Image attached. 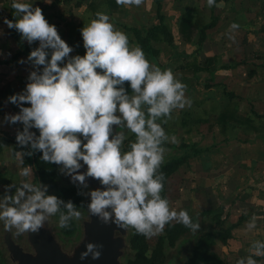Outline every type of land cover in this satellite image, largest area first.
<instances>
[{
    "label": "clouds",
    "instance_id": "obj_1",
    "mask_svg": "<svg viewBox=\"0 0 264 264\" xmlns=\"http://www.w3.org/2000/svg\"><path fill=\"white\" fill-rule=\"evenodd\" d=\"M143 3L116 0L118 6L125 7ZM207 5L222 6L216 0H207ZM11 7L19 18L5 17L3 23L29 44L40 42L27 61H20L30 62L34 69L25 89L8 97L7 102L20 111L3 118V123L23 125L16 133L17 145L31 150L14 152L20 164H24L25 156L41 152V159L60 165L61 173L74 185L87 188L86 177L99 181L103 190H79L78 195L90 197L88 212L104 224L132 228L146 238L161 234L173 222L198 232L199 222H194L187 210H173L161 195L165 174L160 168L167 151L164 145L176 142L163 125L172 119L173 111L191 106L187 85L172 69L151 63L140 46L130 45L127 34L118 30L105 12H96L80 29L85 54L72 56L74 47L62 39L41 7L21 0H13ZM239 27L233 23L229 32ZM229 38L235 39L231 35ZM46 49L52 50L50 60ZM33 128L39 131L38 136L30 131ZM119 129H127L135 137L126 151V136ZM81 161L87 166L86 173L79 172ZM19 175L28 179L4 186L0 195V221L5 229L14 228L18 236L35 233L57 213L61 229L81 219L82 213L73 201L47 194L49 185L31 182V166L22 167ZM62 205L66 213L61 212ZM256 227L257 216L253 214L246 231ZM102 247L88 243L80 259H99ZM248 252L236 264H258L253 256L264 257V241L253 240Z\"/></svg>",
    "mask_w": 264,
    "mask_h": 264
},
{
    "label": "rangeland",
    "instance_id": "obj_2",
    "mask_svg": "<svg viewBox=\"0 0 264 264\" xmlns=\"http://www.w3.org/2000/svg\"><path fill=\"white\" fill-rule=\"evenodd\" d=\"M100 0H97V2ZM252 1V2H251ZM183 3V2H182ZM185 4V3H183ZM252 8L253 17L255 16L254 13H256L258 9V14H256L255 19L253 20L252 28L254 31L251 32H257L259 33V30L257 28L256 23L258 24V27L260 28V33L255 35L254 37H249L248 33L246 35L240 37L241 46L243 48H246V51L242 53V57L239 60V63L241 65H249L252 63L253 65H263L264 66V59L261 57L262 55H258L256 51L252 47H249L250 44H254L255 46L258 44L260 47L264 48V31H262L263 25H264V10H262V4L260 1L256 0H250L249 4ZM205 6V5H204ZM42 7V6H41ZM208 7V5H207ZM205 7V11L208 12V15L210 14V7L207 9ZM124 8V9H123ZM122 9H114L115 12L112 13L111 16V22L116 26L117 22H126L128 24H136V25H143V26H150L156 19V4L154 0H144V3L141 4L139 7L132 5V6H123ZM172 8L171 1L170 0H163V6L162 11H165V13L169 16L170 10ZM69 9H74L72 6L67 7L64 11V14H67V11ZM127 11V13H126ZM126 13V14H125ZM144 13L146 15H144ZM69 14V13H68ZM71 14V13H70ZM114 14V15H113ZM68 16V15H67ZM210 16V15H209ZM251 18V20L253 19ZM71 19L73 17H70ZM71 19H68L69 21ZM56 21V20H55ZM73 21V20H71ZM169 21V20H168ZM172 26V31L174 33V36L176 38L175 43L177 47L175 48V51L179 54L181 53H187L191 54L193 53L194 47L189 46L188 44L183 43L179 39L178 35V29L177 24H174V21H169ZM65 23V22H63ZM87 24L88 21L85 19L82 21V24ZM73 26H70L67 24L65 26H62L63 33L66 31L68 34L70 30H72ZM61 29V28H60ZM58 29V30H60ZM70 29V30H69ZM61 37H63L62 32H60ZM181 37V36H180ZM237 38V37H236ZM245 38H247V43L244 42ZM250 43H249V41ZM68 41V40H67ZM66 41V42H67ZM75 42V43H74ZM70 47H74V51L71 54L72 56L75 55H84L85 49L83 47V40L81 38H77L75 41L71 39V41L67 42ZM79 45L78 47H76ZM229 45V44H228ZM224 48L220 46V43H218L216 46L213 44V39L209 38L207 39L203 44V50L199 55V58L204 59L206 56L205 52L207 54H213L214 52H220ZM174 49L171 48H164V53L161 57V64L166 65L167 63L171 64L170 69H172L173 73L175 74L176 78L179 80H182V77H184V74L180 71H176L175 69L181 64L180 61H191L192 59L190 57L186 58V56L183 59L175 60L171 58L173 55ZM209 52V53H208ZM221 53V52H220ZM217 54V53H216ZM242 60V62H240ZM66 63V62H65ZM253 65H249L252 66ZM64 66V65H63ZM249 66H244L245 69H243L242 73H239L237 76L230 75L232 78H236L235 85L233 84H225L221 79L222 77L218 78L214 76V79H209L208 74L201 75L198 85L195 84V80H190L188 82V85L193 84V87L188 90L186 89V97L189 98L192 103L190 107H185L184 109L187 110H196L198 114H202L203 117L207 118L208 116L211 118L213 117V113L218 112V109H221V104H225L228 102V95L225 93V91L233 92L235 94L234 101L239 104V108L242 110H249V108L252 106L254 110H260L264 112V104H261L260 102H256L251 105L247 102V100H240V97H243L241 94L245 93V96L249 93L250 95H253L256 98H264V88H255L253 86L252 82L254 78V74H257V70L254 69V72L250 76L248 71H250ZM33 70V69H32ZM42 71V67H41ZM29 72V70H28ZM233 74V73H232ZM250 77V78H249ZM218 80V81H217ZM206 84H208L210 87L206 88ZM225 84V85H224ZM196 85V86H195ZM2 89V88H1ZM3 92H5V89H2ZM8 91V89H7ZM238 97V98H237ZM203 98V99H202ZM244 98V97H243ZM248 103V104H247ZM217 108V109H216ZM207 112L211 115H207ZM259 112V111H258ZM182 116L181 110H175L172 113V119L168 121L166 125H163V127L166 129H169L168 134L170 136L176 137V142L171 143L169 142V146L165 147L167 149L165 153V160H168L172 157V155H181L184 152L180 149V145L182 142L186 143H197L198 147L200 148H208L213 143H218V146L216 148V152L212 154H201L199 156L190 158V164L189 166L182 167L178 172H176L173 176L169 178L168 185H167V198L170 202V207L173 210L179 211V210H187L189 215H195L198 220L199 224L201 225L200 230L206 231L209 230L210 227L208 226V218L203 215V210L205 209H214L217 208L219 205H223L228 203L229 205V199L225 196L229 194L232 196V191L236 187L237 178L232 175V172L237 169L238 167L243 168V170L248 169L250 166H253L252 160H249V158L257 159L261 158L259 157V154H262L264 156V140L261 138L259 140H254L253 143H248L246 138H249L252 135V133H244L242 130L238 133L237 131L232 132H217V131H208L207 124L208 123H202L196 130L194 129L193 132L190 134L187 133L186 128H183L178 124V119ZM213 122V121H212ZM209 122V123H212ZM193 126V125H192ZM121 129H119L120 131ZM126 136V139L124 141V150L128 147L129 141L134 140L133 134L128 132L127 129H122ZM38 131V130H37ZM36 131L37 136L39 135ZM237 133V135H236ZM230 137L235 140H232L231 142L225 143L222 140L224 138ZM239 137V139H237ZM254 138V137H253ZM241 142H246L247 144H243ZM251 144H254L253 146ZM246 161H244V160ZM242 160V161H241ZM259 161V160H258ZM17 162V168L20 170V163L19 160H16ZM31 166L29 164H23L21 167L25 166ZM81 169L79 170L80 173H86L87 172V166L83 165V162L81 161ZM256 165L254 166V168ZM15 168V166H13ZM32 171L34 173L33 176L30 177L31 182L34 184H38L39 181L37 179V174L35 173V170L33 166H31ZM61 166L58 165V177H57V185L58 186H66V187H75L78 186L80 190H82L85 193H88L92 190L98 189L100 184H92L89 182V180H92L90 177H86V184L88 185L87 188H84L83 185H74L71 182L70 177H67L63 175L60 171ZM258 169L260 171L264 170V163L261 164ZM257 169H255L256 171ZM0 168V172H3ZM259 171V173H260ZM259 173L256 172L255 178H258L257 180H254L253 183H257L259 180ZM4 176L9 180L8 184H19V182L22 179H28L24 177H17L15 174H12L10 172H4ZM256 181V182H255ZM253 188V185H252ZM13 194L15 192V189L12 190ZM51 193V194H50ZM47 194L53 195L54 191H48ZM228 196V195H227ZM82 197V204L84 207H78V210L82 213L81 219L79 221L74 220L76 224V231L74 234L65 235L62 233V229L58 226V220H59V214L57 213L56 216L49 217L48 221L45 222V227L49 233V236L51 237L52 241H54L61 252L65 255L66 258L73 259L76 256V253L80 250L81 245L84 242H91V239L87 237L85 234V228L88 223L91 222V219L93 216L88 212L86 205L90 202L89 196H81ZM230 210L231 213H235L238 211L237 207H231L227 209V211ZM234 215V214H233ZM233 218V217H232ZM234 219V218H233ZM204 224V225H202ZM204 226V227H202ZM198 231L196 233L190 232L186 236L183 237V242L181 245L178 244L176 248L169 249L167 252L168 260L166 264H186L188 262L189 256H190V249L193 245L194 240L199 235L201 231ZM36 233V232H35ZM130 228L127 230L125 229V232H115V238H121L123 247L120 249V253L118 256V263L119 264H125L130 258L133 257L132 251L129 247V238H130ZM242 233V234H241ZM244 233V235H243ZM259 233V232H258ZM257 231H254L253 235L257 236ZM32 232H26L21 235H16V230L13 228L11 231H8L5 229L3 222L0 221V264H20V261L15 255V252L12 250L10 243L13 244V246L18 247L23 253L30 254L32 256L37 255L36 247L33 243V239L31 238ZM237 234V233H236ZM248 233L245 232H238V237H240L242 240V249H246L245 241L247 239ZM158 236V235H157ZM157 236H154L151 238V244L154 240H156ZM179 247V248H178ZM215 250L225 259L227 264H234L233 259H235L236 253L233 255L235 251L233 250V247L230 249V247H223L222 244H219L215 247ZM249 254V253H248ZM238 255V254H237Z\"/></svg>",
    "mask_w": 264,
    "mask_h": 264
},
{
    "label": "trees",
    "instance_id": "obj_3",
    "mask_svg": "<svg viewBox=\"0 0 264 264\" xmlns=\"http://www.w3.org/2000/svg\"><path fill=\"white\" fill-rule=\"evenodd\" d=\"M69 1L70 0H66V3ZM179 1L182 5L179 6L181 15L177 20V32L180 41L194 47L195 51L191 54H179L175 51V48L177 47L175 43L176 38L173 31L166 23L168 15L162 11L163 0H154L156 4V19L150 26L147 27L143 25L128 24L126 22H117L115 27L127 34L130 45L140 46L146 54L147 59L151 63L159 66L161 69L170 68L171 64L167 63L166 65H162L159 62L161 49L157 48L156 44H166L171 49H174L171 58L175 60L183 59L185 56L186 58L190 57L192 59L191 61L183 62L182 60L180 61L181 64H179V66L175 69L176 71H180L184 74L181 82L186 84V89L189 90L191 87H193L194 83L188 85V82L190 80H195V84L198 85L201 73H207L212 80L214 79V76L217 72L222 70H230L231 66L222 63L221 57L216 54L205 56L204 59L199 58V55L203 50L204 42L208 38H211V30L217 27L218 23L220 22L221 10H219V7H210V16H207L204 12L206 5L203 7L204 9H202L201 5H199L194 0ZM220 1L226 0H216V4H219ZM256 1L261 2L262 10H264V0ZM12 2L13 0H9L7 5L8 19L10 20L19 18L15 16V12L11 7ZM82 4L83 0H79L76 3L77 7L81 6ZM88 7L93 11L100 9L101 12L112 14L113 8H117L118 5L116 4V0H100L98 2L91 1ZM262 31H264V25ZM12 35L18 44H23V41L16 30L12 29ZM246 40L247 38L244 40L245 43H247ZM31 51L32 49L28 47L25 50V52L28 53H31ZM205 86L206 88L210 87L208 84ZM126 87L128 86L126 85ZM129 92H131L130 87ZM225 93L228 95L229 100L226 105L224 104L221 109H218V112L214 113L213 117L210 118L208 116L207 118H204L203 115L198 114L196 110H182V116L178 119V124L183 128H186L188 134L193 132L194 129L196 130L200 125H202V123H208V131H219L222 133L229 131H237L239 133L240 131L237 130V127L240 126L242 127L240 130H242L244 133H249V131L252 130L254 134V140L258 138L264 140V115L258 116L259 120L256 122L253 118L240 114L239 104L233 102L234 98L236 97L235 94L228 91H225ZM239 99L245 100L242 97ZM207 115L211 114L207 112ZM168 130L169 129H166L167 133L169 132ZM37 133L39 134V131H37ZM132 136L133 139H135L134 134ZM235 139V137L231 139L228 136L222 141L228 143ZM237 139H239V137H237ZM251 140L252 139L249 137L246 138L245 141ZM168 146V143L164 145V147ZM217 146L218 143H213L208 148H200L198 147L197 143L192 144L182 142L180 149L184 153L181 155H172L170 159L164 161L160 168V171L165 174L164 190L161 195L167 198V185L169 178L178 172L182 167H188L190 164V158L205 153L212 154L217 151ZM1 149L2 148L0 146V152ZM125 149L128 150V147ZM15 150L30 151L31 149H21L16 143ZM25 157V164L33 166L39 183L42 182L46 185H49V191L53 190L54 195H57L59 198L65 201L71 200L77 206L82 204V197L81 195H78V191L80 190L78 186L66 187L57 185L58 165L44 162L41 159V152H34L32 156ZM247 179L249 178L247 177ZM0 181H4L5 184H8L9 182V180L1 172ZM244 183L246 184V181L241 183L242 187L245 185ZM224 208L225 205L223 204L219 205V207L215 209L203 210L202 213L208 218L207 221L210 229L206 231L200 230L201 232L196 237L193 245L191 246L190 256L186 264H227L225 259L215 250V247L219 244L228 247L230 242L235 238V229L240 227L242 222L247 219V216H240L237 223H228L226 219H222ZM61 212L66 213V209L63 207V205L61 206ZM190 216L193 218L194 222H199L195 215L192 214ZM70 223V228L62 229L63 234L70 235L75 233L76 224L74 220L70 221ZM130 231L131 236L129 238V247L132 251L133 257L130 258L125 264H166L168 260V250L176 248L178 244L181 245L184 241L183 237L192 232L182 224L173 222L172 224L166 225L163 232L159 234L156 240H154L151 244V238H146L143 235L136 234L135 230L132 228H130Z\"/></svg>",
    "mask_w": 264,
    "mask_h": 264
},
{
    "label": "crops",
    "instance_id": "obj_4",
    "mask_svg": "<svg viewBox=\"0 0 264 264\" xmlns=\"http://www.w3.org/2000/svg\"><path fill=\"white\" fill-rule=\"evenodd\" d=\"M78 1L79 0H70L68 3H66V0H21V2L29 3L32 4L33 6H39V7L42 6L41 8L43 10V14L45 15V18L49 21L50 24L56 25L57 29L61 28L60 30H58L59 34L60 32H62L63 34L62 39H64L65 41L68 40L69 42L71 41V39H73L74 41L77 38L82 39L80 32V29L84 26V23L82 24V21L86 19L89 22L91 19L95 17V13L100 11V9H98L97 11H93L88 7L91 1L97 2V0H83V4L77 7L76 3ZM170 1L172 8L170 10L166 23L169 26V28L173 30L169 21H174V24L175 23L177 24V20L181 15V12L179 11V6H181L182 4L179 0H170ZM194 1H196L199 5H201L202 9H204L203 8L204 5H206L207 7V0H194ZM8 2L9 0H0V146L2 148L0 152V168L4 170L1 173L10 172L12 174H15L17 177H20L19 172L22 167L21 164H19L20 170H18L19 168L16 167L17 166L16 160L18 159L15 157L14 152L16 151L15 146L17 143L16 133L18 129L19 130L23 129V125L20 123H17L15 125L3 123V118L7 114H17L20 111V108L18 106L7 102L8 97L20 93L25 89L26 84L29 82L27 78L30 72L32 71L33 67L30 62L21 64L20 61L21 60L27 61V57L30 55V53L25 52L27 47L31 48L33 51L39 48L40 42L35 41L32 44H29L26 40H24L21 37L20 34L19 36L23 41V44L20 45L15 41L12 35V29H9L7 25L3 23V18L5 17L8 18V11H7ZM249 3L250 0H226V1H220L218 4V5H222L221 7H219V10H221L220 22L218 23L217 27L211 30L210 35H211V39H213L214 46L220 43V46H222L224 49L220 51L221 53L214 52L211 55H215L217 53L216 55H219L221 57L222 63L231 66L230 70H222L215 74L217 78L218 76L222 77L219 79H221L225 84L227 83L233 85L236 81V78H232L231 76L234 74L235 76H237L239 73H242L243 69H245L246 66H249L250 64L253 65L252 63H250L249 65L246 64L244 65L243 63V65H241L238 60L242 57V53L246 51V48H243L240 45L241 44L240 37L241 36L244 37L246 33H248L249 37H254L255 35L260 33V28H261L258 27V24L256 23L259 33L251 32L254 31L251 23L255 19L256 14H258L259 12L257 9L256 13H254L255 16L253 17L251 6L246 5ZM71 6L74 9H69L67 11V14H64L65 9ZM117 8L122 9L123 6H118ZM114 9L112 10L113 12H115ZM207 9L209 8L207 7ZM204 12L207 16L210 15V14L208 15L207 11L204 10ZM106 14L109 16L112 15L110 13H106ZM144 15L146 14L144 13ZM70 17L73 18L71 19ZM252 17L253 19L251 20ZM68 19H71L73 21L71 20L69 21ZM66 22L70 26H73L72 30L69 29L70 32L68 34L66 33V31L64 33L62 31L63 30L62 26H65ZM233 23L239 24L240 27L238 30H234L233 32L230 33L229 27ZM230 35L234 36L235 39L234 40L230 39L229 38ZM156 47L161 49V55L159 58V62L161 63L162 62L161 57L162 54L164 53V48L167 49L170 47L166 44H161V45L156 44ZM249 47H252L258 55L259 54L262 55L261 57H263L264 59L263 47H260L258 44L255 46V43L250 44ZM45 51L48 52L49 55L47 58L50 60L52 50L46 49ZM205 53L206 56L210 55L207 54V52ZM240 62H242V60ZM61 66H63V64H61ZM249 68L250 71L248 72H250L249 73L250 76L254 72V69L257 70V74H254L255 79L253 80L254 82H252L253 83L252 85L255 86V88L258 87L264 88V66L262 64L261 65L257 64V65H253L252 68L251 66H249ZM203 74H207V73H201V75ZM5 87L6 90L5 92H3L2 89H5ZM241 95L251 105L253 104L254 101H255L254 103L260 102L261 104H264V98H256V96L254 97L249 93L246 96L245 93H242ZM226 104L227 102L225 103V105ZM24 106L27 107L30 105L25 104ZM220 106L222 108L224 105L221 104ZM239 113L253 118L256 122L259 120L258 116L264 115L263 111L254 110L252 106L249 108V110H242L241 108H239ZM237 128H238L237 130L241 131L240 129L242 127L239 126ZM30 131L36 134V129L33 128L30 129ZM121 131L123 130L121 129ZM249 133H252L253 135L252 130L249 131ZM253 137L250 136L252 140L247 142L253 143L254 140ZM255 140H259V138ZM241 143L247 144L246 142H241ZM251 145L253 146L254 144ZM259 157L261 158H257V159H253L252 157L249 158V160H252V164L254 163V165L250 166L248 169L243 170V168L238 167L232 172V175L237 178V182L239 183L236 184V187L232 191L233 193L232 196H230L229 194H227L228 196L227 195L225 196V198L227 197L229 199V205L228 203L224 204L225 208L222 219H226L228 223L234 224L238 222L240 216L242 215L247 216V219L242 222L240 227L235 229V238L230 242V245L228 246L230 247V249L233 247L232 251H235L233 255L236 253V256L234 255L235 259H233L234 264H236L237 260L240 259L241 257H247L250 254L248 250L242 249L243 239L238 237L237 235L238 232L248 233L245 234L248 237L246 240H244L245 241L244 243L247 246L246 249H249L251 242L253 240L264 241V170L260 171L258 169V167L264 163V156H262V154H259ZM25 160L26 157H24V164H25ZM255 165L256 167L254 168ZM13 166H15V168H13ZM255 169L257 170L255 171ZM256 172L259 173V180L257 183L254 184L253 181L258 179L255 178L254 176L256 175ZM247 177L249 179H247ZM1 180H5V179H1ZM244 181H246V184L244 183L245 185L242 187L241 183H243ZM2 182L4 181H0V195L3 194V190L5 186V184ZM228 207L229 208L231 207V209L232 207H237L238 211L230 214V210L227 211ZM253 214L257 216V227L253 231L247 232L246 223L250 221ZM254 231H257V233L259 232L258 234H256L257 236L253 235ZM222 246L225 247L224 245ZM253 258L258 261V264H264V257L253 256Z\"/></svg>",
    "mask_w": 264,
    "mask_h": 264
},
{
    "label": "water",
    "instance_id": "obj_5",
    "mask_svg": "<svg viewBox=\"0 0 264 264\" xmlns=\"http://www.w3.org/2000/svg\"><path fill=\"white\" fill-rule=\"evenodd\" d=\"M92 184H100L97 180H89ZM101 184L98 189L103 190ZM86 235L91 242H84L76 256L71 260L66 258L61 252L57 244L52 241L48 231L42 228L39 233H33L31 238L37 250V255L23 253L18 247L10 243L12 250L15 252L16 257L20 264H119L118 256L120 249L123 247L122 239L115 238V232H125V229L118 227L115 223L104 224L96 216H93L91 222L86 225ZM88 243L103 245L101 249V257L99 259H92L91 256L81 260V253L86 251Z\"/></svg>",
    "mask_w": 264,
    "mask_h": 264
},
{
    "label": "flooded vegetation",
    "instance_id": "obj_6",
    "mask_svg": "<svg viewBox=\"0 0 264 264\" xmlns=\"http://www.w3.org/2000/svg\"><path fill=\"white\" fill-rule=\"evenodd\" d=\"M121 131V130H120ZM42 229L44 230V231H46L47 229H46V227H45V224H44V226L42 227ZM36 233H39V231L38 232H36Z\"/></svg>",
    "mask_w": 264,
    "mask_h": 264
}]
</instances>
